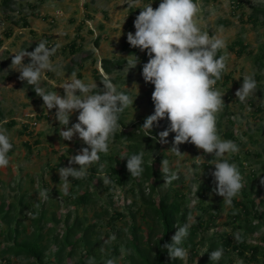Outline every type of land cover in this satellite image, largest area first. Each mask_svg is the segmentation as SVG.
Here are the masks:
<instances>
[{
  "label": "rangeland",
  "instance_id": "rangeland-1",
  "mask_svg": "<svg viewBox=\"0 0 264 264\" xmlns=\"http://www.w3.org/2000/svg\"><path fill=\"white\" fill-rule=\"evenodd\" d=\"M2 1L0 0V128L7 129L13 149L8 154L9 165L0 168V232L5 227L1 210L3 203L6 205L4 210L12 202H16V205H20V202L31 203L38 210V219L41 218L36 226L43 229L44 233H49L44 242L47 257L51 258L60 248L52 239L57 236L61 240L65 236L67 225L74 224L75 218L80 217L84 225L72 237V241L78 240L87 226L94 225L95 229L89 238L91 244L86 249L80 245L69 246L67 251L76 249L75 255L65 256L62 264H79V260H85L89 264H95L99 260L100 264H104L110 258L114 259L115 264H130L133 228L137 229L141 244L149 241V231L154 229H150L154 226L152 216L142 215L139 210L146 211L151 199L158 204L168 191L173 193L180 190L186 199H178L183 212L179 217L178 227L185 223L191 226L201 215L206 222L212 220L210 228L205 225L192 240L187 238V241L196 244L198 255L187 246L185 249L188 255L180 260V264H199L212 243H220L225 236L230 237L234 243H239L233 238L236 234L245 237L247 246L260 247L258 260H252L251 250L240 255L230 248L223 254V262L219 260L216 263L262 264L264 185L260 180L264 179V61L259 62L256 58L264 51V12L261 11L264 0H195L200 7L197 23L201 30L210 35L221 36L227 41V71L215 85L224 95L222 98L225 102L223 109L217 114V129L222 139L235 142L241 155H247L241 174L244 179L252 178L248 189L252 188L251 197L256 203L254 206L248 205L250 216L241 214L240 221L236 224L232 218V213L237 211L234 202L232 205L223 203V197L215 192L204 200L197 194L198 188L206 181L205 174L214 180L211 175L215 170L210 165V160L213 159L211 154L204 153L191 143L179 145L180 151L185 153L183 156L168 151L173 147L175 133H169L167 143L162 144L158 140V134L169 127L167 119L160 120L159 125L153 127L158 146L140 137L138 125H143L145 119L154 114V103L150 96L152 84L146 83L139 71L142 58L147 52L131 47L127 42V33H135L137 9L150 3L155 9L161 0H139V4H133L132 0H10L8 5H4ZM254 12L257 14H253ZM52 15L60 16L56 24L49 21ZM41 40L53 41L54 46H58L51 59L58 67L59 74L47 72L41 78L40 87L63 96L64 90L60 86L75 71L77 78L85 83H96L101 88V82L108 79L118 91L128 94L134 100L133 106L129 105L120 115L118 123L121 127L116 131L118 135H122L121 131H128L130 135H125V139L121 137V140L113 137L109 152L100 153V160L89 168L85 178L69 177V194L74 196L90 192V201L82 205L71 195L72 198L64 195L58 169L68 167L70 157L87 145L78 135L71 141L61 139L59 129L62 126L55 119L56 109L47 112L42 98L36 95L33 87L19 79L18 66L11 65L13 54L24 49L33 51ZM239 40L247 45L242 56L228 48ZM134 55L139 58V63L130 69ZM106 61L110 62L112 69L109 74L103 67ZM119 61L121 64H117ZM24 62H30L29 58L26 57ZM250 74H254L257 89L241 102L235 92L241 87L243 77ZM78 114L73 113L68 127L78 122ZM133 125L137 126L133 128ZM143 131L149 134L146 129ZM228 133H232L235 138L227 136ZM141 152L144 154V169L146 170L147 164L153 163V168L159 173H155L157 177L149 181L134 179L126 165H122L127 163V157ZM230 155L225 154L224 159ZM157 156L161 160L154 164ZM164 159L168 160L171 171L176 172L179 177L171 183H165L161 171ZM110 167L123 169L127 173L125 183H104L105 178L110 181ZM91 168L95 169V175ZM123 177L120 176L119 179ZM76 181L79 183L76 184ZM45 189L47 198L40 195ZM234 199L242 200V194ZM173 200L171 198L170 202ZM210 203L218 207L215 217L211 216L214 214L211 209L205 213L198 210L200 204L206 208ZM37 204L39 208L36 207ZM12 213L15 211L12 210ZM255 213L258 214L256 217ZM30 217V214H26L24 223L31 230L33 220ZM238 223H242L243 227ZM152 232L156 234L155 229ZM113 236L115 239H112ZM152 243L155 241L152 240ZM7 244L0 235V245ZM11 259H15L14 264L32 263L22 257ZM0 264H6L1 257Z\"/></svg>",
  "mask_w": 264,
  "mask_h": 264
},
{
  "label": "clouds",
  "instance_id": "clouds-1",
  "mask_svg": "<svg viewBox=\"0 0 264 264\" xmlns=\"http://www.w3.org/2000/svg\"><path fill=\"white\" fill-rule=\"evenodd\" d=\"M132 2L139 4V0ZM139 9L141 11L134 20L135 33H127V42L131 47L147 52L149 59L143 65L142 76L146 83L154 85L151 96L154 114L145 119L141 128L146 129L150 135L154 125L158 126L160 120L167 119L169 127L158 134V140L162 144L167 143L169 133H175L173 147L168 151L183 156L185 153L180 151L179 145L191 143L204 153L211 154L213 159L210 160V165L215 169L211 175L216 184L213 191L223 197V203L232 205L233 199L247 185L243 183L247 179L241 174L247 155H241L235 142L222 139L217 129V114L223 109L225 102L222 98L224 95L215 85L227 71V41L221 36L210 35L201 30L197 23L200 7L195 0H161L155 9L152 3ZM59 17L52 15L49 21L56 24ZM57 47L53 41L41 40L33 51L24 49L13 54L11 65L18 66L19 79L33 87L36 95L42 98L47 112L56 109L55 119L62 126L59 129L61 139L71 141L78 135L87 145L70 157L68 167L58 169L64 195L67 196L71 182L69 177L85 178L89 168L100 160V153L109 152L110 141L118 135L116 131L121 127L118 123L120 115L129 105L133 106L134 100L128 94L118 91L108 79L101 82V88L96 83H85L77 78L75 71L60 86L64 90L63 96L40 87L41 78L47 72L59 74L58 67L51 59ZM26 57L30 62H24ZM134 57L130 69L139 63V58ZM256 89L254 74L245 75L235 96L244 102ZM75 112L79 113L78 122L68 127L70 117ZM153 139L156 140L157 137ZM12 148L7 129L0 128V168L9 165L8 154ZM225 154L231 155L224 159ZM143 155L141 152L127 157L126 167L131 177H140L145 171ZM161 171L165 183L179 178L176 172L171 171L167 159L162 161ZM104 183L110 181L105 178ZM260 183L264 185V179ZM40 195L47 198V190H42ZM36 207L39 208V204ZM189 227L187 223L176 227L177 231L171 237V242L161 245L170 259L183 260L188 255L182 244L189 236ZM233 238L237 242L243 241L239 234ZM223 253V247L211 251L210 260L218 262ZM104 264H115V261L110 258Z\"/></svg>",
  "mask_w": 264,
  "mask_h": 264
},
{
  "label": "trees",
  "instance_id": "trees-1",
  "mask_svg": "<svg viewBox=\"0 0 264 264\" xmlns=\"http://www.w3.org/2000/svg\"><path fill=\"white\" fill-rule=\"evenodd\" d=\"M10 0H3L2 3L4 5H8ZM141 10L137 9L136 13L139 14ZM261 11L264 12V6L262 7ZM253 14H257L254 12ZM253 16V15H252ZM252 20L255 22L256 19L253 16ZM27 24V22H26ZM246 45L243 41L239 40L238 42H235L232 46H230V50L233 52L238 53L240 56L244 54V51L246 49ZM236 47H239V49L236 50ZM221 54L218 53V56ZM148 55H146L144 58H142V63L139 66V71L142 73V68L145 63L148 62ZM257 61L263 62L264 61V51H262V54L258 56ZM117 64H121L119 61ZM103 67L105 71L109 74L111 73V67L110 62L106 61L103 64ZM99 76V75H98ZM100 78V76H99ZM103 80V79H102ZM154 91V85L152 84V92ZM152 92L150 96H152ZM152 100V99H151ZM227 107V106H226ZM139 124V123H137ZM137 125H133V128H135ZM140 126V137L147 142H150V144L155 143L157 145V139H153L154 129H152L151 134L152 137L146 133V131H143L142 125ZM129 136L130 133L128 131H122V135H117L116 137L121 140L125 139L126 136ZM229 137L233 138L234 135L232 133L227 134ZM155 137V136H154ZM158 146V145H157ZM13 149V148H12ZM11 149V150H12ZM238 159V157L236 158ZM161 158L157 156L156 161L154 164L159 163ZM241 162V161H240ZM127 163H123V167H125ZM110 182L115 183L119 182V184L125 183V176H127V173L123 169H117L116 167H110ZM91 171L93 172V175L96 174L95 169L91 168ZM158 171L153 168V163L151 165L146 166V170L143 173V176L141 177H133L134 179H139L143 181H149L150 179H153L154 177H157L155 173ZM159 175V173H157ZM120 176H124L123 179H119ZM253 177H255V174H253ZM116 178V179H115ZM205 182L201 184V186L197 190V194L199 197L204 200L209 194H211L213 189L216 187V184L214 180H211L208 176V174H205ZM250 180L252 178H248L247 182H243L244 184L247 183V185H244V188L241 190V194L243 199L237 200L233 199V205L235 207V212L232 213V218L234 220V223L236 224L238 221H240L241 214H244L246 216H250V210L248 209V205H255V200L253 197H251V191L252 188L248 189L250 186ZM76 184L79 183V181L75 182ZM171 190V189H170ZM72 191V190H71ZM71 193L68 195L69 198H72L76 200L77 203L80 205L89 202L90 201V192L85 191L84 193H78V195H71ZM174 198L172 202H170V199ZM186 199V196L184 193H182L180 190H175V192L168 191V193L164 194L163 197L159 200L158 204L151 199L149 201L148 205L146 206V211L139 210V212L142 213V215L152 216L153 219V227L156 234L151 231H149V241H147L144 244H141V237L137 231L136 228H133L132 235L133 240L130 242V244L133 247V254L130 258V264H180L179 259H170L167 251L161 249V245H163L165 242H171V237L175 234L177 231L179 219L181 218L182 212V206L178 199ZM261 202V201H260ZM16 202H12L8 205L7 209L4 210L5 203H3L1 210L3 212L2 220L4 223V228L1 230L0 235L4 237V240L8 242L7 245H0V257L3 261H5L6 264H14L15 259H11V257L20 258L22 257L24 260H30L31 264H62L63 258L65 256H73L75 255L76 249H71L70 251H67V248L70 247H76L77 245H80L84 247L85 249L88 248V246L91 244L89 242V238L91 237L92 232L94 231V225L87 226L83 231L82 235L79 237L78 240L72 241V237L78 234L80 230H82L84 221L80 219V217L75 218V223L72 225H67L66 227V233L65 236L58 240L57 236L52 239V242L57 244L60 248L56 253L50 257H47L45 253V245L44 242L47 240V236L49 233H44L43 229H40L37 227L38 221L41 219H38V210L31 204V203H23L20 202V205H16ZM18 206V207H17ZM209 209H211L214 214L211 215L212 217L217 216V210L218 207H216L213 203H210L208 207L204 208L203 205H199L198 210H203L204 213L207 212ZM12 210L15 211V213H12ZM150 211V213H148ZM138 212V213H139ZM146 212V213H145ZM210 212V211H209ZM264 212V211H263ZM187 213V212H186ZM184 214V216L186 215ZM26 214H30V219L33 220V227H31V230L28 226L24 223V219L26 218ZM258 214L255 213L254 217H256ZM180 217V218H179ZM211 219L209 222H206L203 220L202 215L199 217L197 222H194L189 227V238L192 240L197 234L200 233V229H203L205 225H207L208 228L212 226ZM239 226H242V223H238ZM136 227V226H135ZM206 227V228H207ZM252 227V226H251ZM140 237V238H139ZM144 237V236H143ZM142 237V238H143ZM159 237V238H158ZM187 237V238H188ZM187 238L182 244V247L189 246L191 251H194L196 255H198L197 252V246L193 243V241H187ZM243 241L239 243H234V241L230 237H224L223 240H221L220 243L214 242L212 243V247L209 248L208 252L205 254L204 258L199 264H218L216 262H212L210 260V253L213 250L218 249L220 246L223 247L224 253L230 248H232L234 251L239 252L240 255H244L246 250L252 251V260L257 261V254L258 250L260 249L259 246H247L245 243V237L242 236ZM152 240L155 241V243H152ZM148 247H152L151 249H148ZM89 256L90 251H87ZM11 256V257H10ZM224 255L221 258L220 262H223ZM101 261H96L95 264H100ZM79 264H89L85 260H79ZM220 264V263H219ZM264 264V261L263 263Z\"/></svg>",
  "mask_w": 264,
  "mask_h": 264
}]
</instances>
